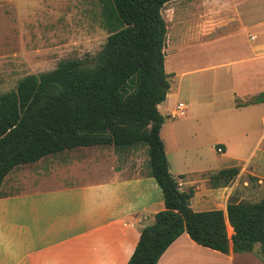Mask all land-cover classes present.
Wrapping results in <instances>:
<instances>
[{"label": "crops", "instance_id": "0c3cea01", "mask_svg": "<svg viewBox=\"0 0 264 264\" xmlns=\"http://www.w3.org/2000/svg\"><path fill=\"white\" fill-rule=\"evenodd\" d=\"M28 1L32 0H0V25L8 22L10 29L17 28L8 31L7 36L0 34V50L4 40L16 34L23 18L27 23L33 11L42 9L40 2ZM189 1L192 7L201 8L205 18L198 26L197 40L218 36L225 24L235 21L220 20L222 0ZM60 3L56 7L45 4L43 11L47 13L44 14L63 16L66 7ZM4 28L0 26V33ZM250 30L243 27L244 42L236 35L230 38L233 45L228 58L215 56L207 70L213 73L209 80L200 79L196 84L191 80L188 86L195 87V93L200 96H217L220 90L226 89L235 108L254 114V120L261 123L259 130L257 124L241 122L234 130L237 140L233 144L230 137L224 136L225 124H218V120L210 119L197 129L195 124H176V118L170 119L168 115L181 103L176 102L180 95L173 96L170 86L165 100L157 106L160 114L161 110L165 112L161 114L165 119L159 136L168 171L177 180L180 191H193L189 206L194 212L221 210L226 216L230 196L244 201L249 196L264 197L261 166L258 162L250 164L264 141V102L235 106L237 100L245 102L251 96L264 93V43H253L256 37ZM243 46L244 53H241L238 50ZM44 72L47 71L32 74ZM183 90L186 87H180L179 93ZM198 135L206 137V144L211 142L212 155L216 158L209 159L200 153ZM252 136L253 151L245 162L241 163L235 156L229 158L228 164L218 162L224 154L228 157V152H235L232 146L241 150L240 146L249 144ZM189 145L197 146L200 152L189 150ZM216 146L221 147L222 154H216ZM230 167L239 170L231 183L226 187H211L208 175ZM249 180L255 182L253 187L249 186ZM163 209L161 189L150 173L147 146L77 147L18 165L0 186V264H126L141 230L151 225L154 215ZM227 232L229 236L232 234L231 229L227 228ZM242 263L262 264L251 252L222 254L194 243L183 233L156 264Z\"/></svg>", "mask_w": 264, "mask_h": 264}, {"label": "trees", "instance_id": "16d2710c", "mask_svg": "<svg viewBox=\"0 0 264 264\" xmlns=\"http://www.w3.org/2000/svg\"><path fill=\"white\" fill-rule=\"evenodd\" d=\"M104 13L108 36L91 66L66 60L31 74L0 95V186L16 166L77 147L147 146L151 176L164 209L144 227L126 264H156L181 234L222 254L252 252L259 244L264 263V197L257 202L230 196L221 210L194 212L193 191H180L168 171L159 136L164 117L157 106L169 91L164 67L163 6L174 0H110ZM264 102V93L235 102ZM237 167L208 175L211 187H226ZM232 234L229 236L227 227Z\"/></svg>", "mask_w": 264, "mask_h": 264}, {"label": "rangeland", "instance_id": "374dc122", "mask_svg": "<svg viewBox=\"0 0 264 264\" xmlns=\"http://www.w3.org/2000/svg\"><path fill=\"white\" fill-rule=\"evenodd\" d=\"M222 1L220 20L224 23L228 20L235 21L225 24L218 32V36L200 40L195 37L198 36V26L205 19L201 8L192 7L189 0H174L165 4L161 10L166 24L163 51L170 91L173 96L180 95L176 102L190 106L189 109L185 108L178 117L177 115L172 116L174 111H170L168 118H176L174 121L176 124H195L196 129L198 125L208 124L210 119L218 120V124H225L224 136L230 137L235 144L237 139H234V130H237V126L241 122L257 124V130L260 129L258 124L261 123L254 120V114L250 115L248 112L235 108L231 95L226 89L220 90L217 96L212 94L200 96L195 93V87L188 85L191 80H194V84H196L200 79L209 80L213 76V73L207 70H210L215 56L217 54L222 58L230 56L233 45V40L230 38L233 35L238 36L239 40L244 42L245 36L242 33L244 26L250 27L251 33L255 35L256 40L253 43H264V0ZM38 2L42 9L33 11L27 23V19L23 18V23L19 26L16 34L12 33V39L9 40L8 37L2 44L0 50V95L15 90L18 81L23 77L38 71L55 69L61 61L81 60L87 66L93 65L95 56L106 41L108 31L105 28L103 15L112 9L110 0L28 1V3L34 4ZM60 2L66 7L63 16L44 14L46 12L43 11L46 10L45 4L56 7ZM194 4L198 5L200 2L194 1ZM0 23H2L1 20ZM8 25V22L3 26L0 25L6 29L1 30L2 36H7L11 29H17L16 27L10 29ZM2 31L5 32L2 34ZM238 51L244 53V46ZM224 79L228 84L226 75H224ZM180 87H186V90L179 93ZM160 112L165 114L164 110ZM196 138L201 152L197 146L193 145H189V150H196V153L200 152L209 159L216 158L215 155H212L209 145L211 142L206 144L205 136L201 138L198 135ZM253 138L254 136L249 138V144L244 147L239 145L241 150L236 145L232 146L235 152H228V155L230 154L228 157L227 154L226 156L224 154L223 157L218 158V162L228 164L231 162L229 158L234 156L238 157L242 161L241 163L245 162L253 151V142H251ZM140 145L145 146V144ZM256 162L261 166L259 174L264 177V141L255 152L250 164ZM254 183L249 180L250 187H253ZM241 193L244 194L243 191ZM260 198L249 196L245 200L257 202ZM251 253L264 264L260 258L259 244L255 245Z\"/></svg>", "mask_w": 264, "mask_h": 264}, {"label": "built area", "instance_id": "2783aa9c", "mask_svg": "<svg viewBox=\"0 0 264 264\" xmlns=\"http://www.w3.org/2000/svg\"><path fill=\"white\" fill-rule=\"evenodd\" d=\"M186 108V106L183 104V103H178L176 108H175V111L173 112L172 116H178L181 114V112H183V110ZM215 152L216 154L220 155L223 153L222 149L220 146H216L215 147Z\"/></svg>", "mask_w": 264, "mask_h": 264}, {"label": "bare ground", "instance_id": "6f19581e", "mask_svg": "<svg viewBox=\"0 0 264 264\" xmlns=\"http://www.w3.org/2000/svg\"><path fill=\"white\" fill-rule=\"evenodd\" d=\"M228 229L230 230V227L228 226Z\"/></svg>", "mask_w": 264, "mask_h": 264}]
</instances>
